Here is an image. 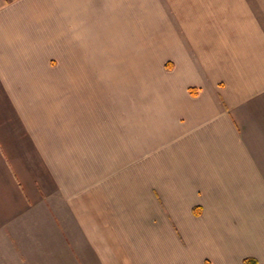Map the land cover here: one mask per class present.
<instances>
[{"label":"crops","instance_id":"0c3cea01","mask_svg":"<svg viewBox=\"0 0 264 264\" xmlns=\"http://www.w3.org/2000/svg\"><path fill=\"white\" fill-rule=\"evenodd\" d=\"M246 260L264 0H0V264Z\"/></svg>","mask_w":264,"mask_h":264},{"label":"rangeland","instance_id":"374dc122","mask_svg":"<svg viewBox=\"0 0 264 264\" xmlns=\"http://www.w3.org/2000/svg\"><path fill=\"white\" fill-rule=\"evenodd\" d=\"M165 52H166V50H160V68H161V71H165L166 70V68H167V65H168V63H167V59H166V56H165ZM151 66L149 67V69H148V67L146 68V66H144V75L148 72H150V70H151ZM151 73V72H150ZM149 76H150V74H149Z\"/></svg>","mask_w":264,"mask_h":264},{"label":"trees","instance_id":"16d2710c","mask_svg":"<svg viewBox=\"0 0 264 264\" xmlns=\"http://www.w3.org/2000/svg\"><path fill=\"white\" fill-rule=\"evenodd\" d=\"M245 263L246 264H256V262L255 261H252V260H246Z\"/></svg>","mask_w":264,"mask_h":264}]
</instances>
